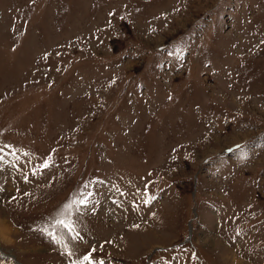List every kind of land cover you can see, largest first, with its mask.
I'll list each match as a JSON object with an SVG mask.
<instances>
[{"label":"rangeland","instance_id":"374dc122","mask_svg":"<svg viewBox=\"0 0 264 264\" xmlns=\"http://www.w3.org/2000/svg\"><path fill=\"white\" fill-rule=\"evenodd\" d=\"M0 219V264H264V0H0Z\"/></svg>","mask_w":264,"mask_h":264},{"label":"snow or ice","instance_id":"6c2138e0","mask_svg":"<svg viewBox=\"0 0 264 264\" xmlns=\"http://www.w3.org/2000/svg\"><path fill=\"white\" fill-rule=\"evenodd\" d=\"M47 166H48L47 163H45L44 165H42V167H47ZM79 202L80 203H84L85 201L84 200H81ZM56 224L59 225V226H62L64 228H66V229L72 230V224L70 223V221H66V220L61 219V220H57L56 221ZM48 235L51 236L53 238V240H56L57 239L56 236H55V234L53 232H48ZM83 260L84 261H90V255L89 256H84L83 257ZM81 264H82V262H81Z\"/></svg>","mask_w":264,"mask_h":264},{"label":"bare ground","instance_id":"6f19581e","mask_svg":"<svg viewBox=\"0 0 264 264\" xmlns=\"http://www.w3.org/2000/svg\"><path fill=\"white\" fill-rule=\"evenodd\" d=\"M11 229L7 227L4 223H2V220L0 219V237L8 239V236L10 235ZM14 233V231H13ZM7 241V240H6ZM234 262L237 261L235 257H233Z\"/></svg>","mask_w":264,"mask_h":264}]
</instances>
